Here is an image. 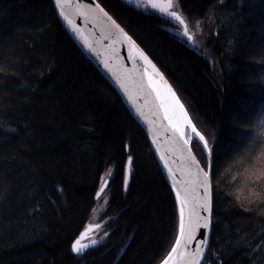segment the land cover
<instances>
[{
	"label": "trees",
	"instance_id": "trees-1",
	"mask_svg": "<svg viewBox=\"0 0 264 264\" xmlns=\"http://www.w3.org/2000/svg\"><path fill=\"white\" fill-rule=\"evenodd\" d=\"M97 1L171 81L212 150L201 264H264V0H176L193 44L143 3ZM94 220L96 241L73 251ZM178 222L142 125L53 1L0 0V264H158Z\"/></svg>",
	"mask_w": 264,
	"mask_h": 264
},
{
	"label": "water",
	"instance_id": "water-1",
	"mask_svg": "<svg viewBox=\"0 0 264 264\" xmlns=\"http://www.w3.org/2000/svg\"><path fill=\"white\" fill-rule=\"evenodd\" d=\"M52 1L65 30L69 32L73 41L76 42L88 59L104 74L109 83L116 88L130 113L142 125L149 138L150 145H152L159 167H161L170 188L173 189L175 198L177 190L183 195L185 188H188L195 197L202 200L205 192L201 184L202 172L199 170L202 169L209 172L211 211L209 213L202 206H198L197 210L200 211L201 217L209 216L210 222L208 227L205 228L203 227L204 221L202 219L201 228L197 230L195 237L186 245L183 242L181 244V251L186 253L184 257L185 264L191 261L193 254L198 248L203 251L199 257L195 258L201 264L207 253L212 231L213 197L211 170L213 164L212 154L210 155L208 150L205 149L206 154H208L207 163L209 165L207 168L201 165L191 142L194 135L204 145V141H201L197 134L203 135V133L197 129L183 101H181L176 90H174L170 81L166 79L161 69L150 58L145 49H142L137 41L124 28H121L97 0H61L59 4H57V0ZM157 2L164 3V0H157ZM152 9L176 19L159 9ZM169 12H171V9H169ZM181 25L185 35V25ZM120 29H123V33H127L131 37V42ZM141 52L148 57L151 64L145 62ZM149 75H151L152 80L155 81L156 86L159 88L160 95L157 94V87L149 83ZM171 93H174L175 98L184 106V111L191 121L190 125H185V137L180 136L165 115L164 103L169 105L170 112L179 114V109L176 107ZM192 125L195 126V132L192 130ZM185 139L188 140L187 144L184 142ZM129 175L130 171L128 169L126 184L129 181ZM176 203L179 220L180 204L177 199ZM177 231L176 239L179 237V224ZM202 240L204 243H201ZM175 246L174 243L172 248ZM163 260L159 264H162Z\"/></svg>",
	"mask_w": 264,
	"mask_h": 264
},
{
	"label": "snow or ice",
	"instance_id": "snow-or-ice-1",
	"mask_svg": "<svg viewBox=\"0 0 264 264\" xmlns=\"http://www.w3.org/2000/svg\"><path fill=\"white\" fill-rule=\"evenodd\" d=\"M61 0H57V4H59ZM148 4L152 8L159 9L162 12L168 13L172 17H175L177 20L180 21L181 24L185 25V35L188 34L187 25L181 15L176 11L169 12V9L173 7V0H164V3H159L157 0H148ZM114 23V22H113ZM119 27V25H117ZM123 33V29H120ZM124 36L131 42V37L127 35V33H123ZM189 38L191 36L189 35ZM142 58L145 60L146 63L151 64V61L148 60V57L141 52ZM154 67V65H153ZM149 83L152 84L154 87H157L155 81L152 80L151 75H149ZM157 94L160 95L159 88L157 87ZM173 100L175 102L176 107L179 109V114H175L169 111V105L164 103L165 108V115L169 123L179 132L181 137H185V125H190L191 121L188 119L186 112L184 111V106L180 104L179 100L175 98V94L171 93ZM163 102V101H162ZM192 130L195 132V126L192 125ZM199 138L201 141H204V147L208 150L209 154L211 155L212 150L208 147V142L202 134H199ZM185 144L188 143V140L185 139ZM131 160V158H129ZM198 163V162H197ZM202 172V187L204 189L205 195L202 200L198 197H195L192 192L185 188L184 194L181 195V192L177 190L176 199L179 201L180 204V215H179V237L175 240V247L171 249L168 253L167 258H165L162 264H185L184 257L186 255L185 252L181 251V244L182 242L186 245L189 241H191L199 228H201V220L203 219V227H208L210 222L209 216L201 217L200 211H198V206H202L206 211L210 213V180H209V172L203 171L202 169L199 170ZM98 227L94 225H89V228ZM87 232V229L85 230ZM84 233L81 234V238H83ZM94 243V242H93ZM201 243H204L202 240ZM87 245L81 244V240L77 239L75 243L72 245L73 251L80 253L86 248ZM202 249H197L196 252L193 254V258L191 259L188 264H199L198 260L195 257H199L202 254Z\"/></svg>",
	"mask_w": 264,
	"mask_h": 264
},
{
	"label": "rangeland",
	"instance_id": "rangeland-1",
	"mask_svg": "<svg viewBox=\"0 0 264 264\" xmlns=\"http://www.w3.org/2000/svg\"><path fill=\"white\" fill-rule=\"evenodd\" d=\"M188 25H189V28H188L189 31L193 35H195L194 32L192 31V25H190L189 22H188ZM194 40H195V36H194ZM207 156H208V154H207ZM91 224H93L94 226H98V227L89 228L87 232H84L83 239L81 240V244L87 245V247L89 246L88 244H90V243L93 244V242L96 241V239H97L96 237L99 235V232H100V226L98 225V223L95 220L93 222H91ZM95 233H97V234L95 235ZM94 236H95V238H94Z\"/></svg>",
	"mask_w": 264,
	"mask_h": 264
},
{
	"label": "flooded vegetation",
	"instance_id": "flooded-vegetation-1",
	"mask_svg": "<svg viewBox=\"0 0 264 264\" xmlns=\"http://www.w3.org/2000/svg\"><path fill=\"white\" fill-rule=\"evenodd\" d=\"M141 2L143 1V0H140Z\"/></svg>",
	"mask_w": 264,
	"mask_h": 264
}]
</instances>
